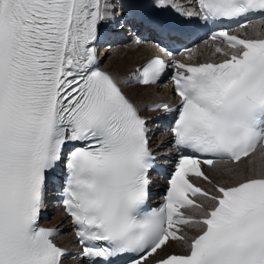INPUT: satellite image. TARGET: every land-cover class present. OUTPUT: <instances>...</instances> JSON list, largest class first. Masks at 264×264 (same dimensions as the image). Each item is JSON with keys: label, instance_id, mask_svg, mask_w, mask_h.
I'll return each mask as SVG.
<instances>
[{"label": "snow or ice", "instance_id": "obj_1", "mask_svg": "<svg viewBox=\"0 0 264 264\" xmlns=\"http://www.w3.org/2000/svg\"><path fill=\"white\" fill-rule=\"evenodd\" d=\"M0 264H264V0H0Z\"/></svg>", "mask_w": 264, "mask_h": 264}, {"label": "bare ground", "instance_id": "obj_2", "mask_svg": "<svg viewBox=\"0 0 264 264\" xmlns=\"http://www.w3.org/2000/svg\"><path fill=\"white\" fill-rule=\"evenodd\" d=\"M118 49L120 51H123L122 49H124V48H118ZM201 49H202V51H204L203 46L201 47ZM119 50H117V51H119ZM117 51H115L113 53L114 62L111 64V68L113 70L119 71L121 73H126V72L130 71L133 67L144 62V60H146L144 57H149L152 55L151 53L154 52L153 50L148 49L146 47H143L142 49H140L138 51H131V50L127 49V51H124L125 54H127V57L122 58L124 55H120V53ZM136 56H138L137 59H136ZM198 59L203 60L204 58H198ZM118 60L121 61L119 64H118ZM131 66H132V68H131ZM152 90H156L158 93H160L159 97H154L153 99H161V98L162 99H168L172 96L171 93L169 92L168 88L163 89L161 87H158V88H154ZM148 95H149V93H148ZM145 99L147 100V99H152V98L146 97ZM165 138L166 137L164 136L163 139H165ZM61 213H62V211L52 212L53 216L50 218V220L47 222V224L56 225V224L61 223V217L59 216V214H61ZM64 226H67V225H64ZM64 236H65V240L68 238L70 239V234H65ZM68 242H66V243H68Z\"/></svg>", "mask_w": 264, "mask_h": 264}, {"label": "rangeland", "instance_id": "obj_3", "mask_svg": "<svg viewBox=\"0 0 264 264\" xmlns=\"http://www.w3.org/2000/svg\"><path fill=\"white\" fill-rule=\"evenodd\" d=\"M117 50H119V49H116L115 51H117ZM123 51H117V52H119L120 53V55H124L122 58H124V57H127V54H125V52L124 51H127V49L126 48H124V49H122ZM116 52V53H117ZM138 58V56H136V59ZM135 59V60H136ZM134 60V61H135ZM121 61H119L118 60V64L120 63ZM114 67V66H113ZM131 68H132V66H131ZM113 70V69H112ZM148 93H149V95H148ZM147 94H145V98L147 97V98H154V97H159V94L160 93H158L156 90H150L149 92H148ZM158 140H165V139H163V137L161 136V137H159V139ZM53 212H58V210L57 209H54L53 210ZM59 216L61 217V214H59ZM52 217V216H51ZM49 220H50V218H49ZM53 222V221H52ZM51 222V223H52ZM69 241V238L68 239H66V240H64V243H66V242H68Z\"/></svg>", "mask_w": 264, "mask_h": 264}]
</instances>
